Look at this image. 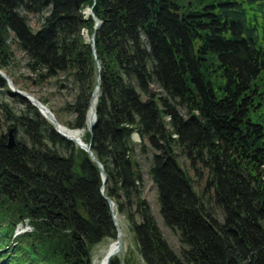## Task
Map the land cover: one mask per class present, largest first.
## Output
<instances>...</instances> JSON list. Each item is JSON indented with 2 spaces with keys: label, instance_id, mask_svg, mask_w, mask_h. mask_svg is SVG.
<instances>
[{
  "label": "trees",
  "instance_id": "1",
  "mask_svg": "<svg viewBox=\"0 0 264 264\" xmlns=\"http://www.w3.org/2000/svg\"><path fill=\"white\" fill-rule=\"evenodd\" d=\"M90 8L103 22L97 57L84 37L95 32ZM29 15L45 16L40 29ZM12 44L35 87L72 83L73 119L51 109L71 130H86L100 84L98 122L82 139L108 182L103 195L90 155L0 77V111L17 143L9 150L0 135V264H93V249L117 239L105 197L146 264H264V0H0V71L10 76L22 65ZM150 152L180 255L143 199L138 157ZM19 226L32 231L14 239Z\"/></svg>",
  "mask_w": 264,
  "mask_h": 264
},
{
  "label": "rangeland",
  "instance_id": "2",
  "mask_svg": "<svg viewBox=\"0 0 264 264\" xmlns=\"http://www.w3.org/2000/svg\"><path fill=\"white\" fill-rule=\"evenodd\" d=\"M44 21L45 16L29 15V25L35 31L41 28ZM12 45L15 56L19 61L22 60V65L19 68H13L11 70V74L13 75L11 76L13 77V82L16 87H18L20 90L22 89L32 93L38 99L48 100L49 107L55 110L64 122H69L70 120H72L73 117L69 112V108L75 103L76 93V91L73 89L72 83H64L66 89L63 90L59 88L61 84L57 83L55 80H51L49 83L45 84L42 89L35 87L31 81L26 80L25 78L26 76L34 77L25 66V63H27V59L24 57V54H22L17 49L16 45ZM7 101L16 110H20L23 107L12 97H7ZM179 111L182 115H185L186 111L184 109H179ZM9 129V124L6 123L4 116L0 111V135L8 134ZM134 143L137 145L136 150L139 152L141 143ZM152 156L153 154L150 152L147 159L142 157L141 154H139L138 157V162L140 164L143 177V199L149 204V207L151 208L152 214L159 225L164 239L174 250V252L180 255V240L163 223L158 202V189L153 183L152 179L149 177V169L151 166V160L153 158ZM179 162L181 166L186 170L190 169L189 162L186 161L184 158H179ZM216 212L219 216H221L220 210L216 209ZM119 221L121 229L123 231V248L121 253L117 256L116 260H119L120 264H146L141 258V255L139 254L137 243L134 234L131 231L129 221L124 215H119ZM111 243V241H104L102 244L98 245V247H95L93 249L94 255L99 254L101 251H103V249L105 252V249H108Z\"/></svg>",
  "mask_w": 264,
  "mask_h": 264
},
{
  "label": "water",
  "instance_id": "3",
  "mask_svg": "<svg viewBox=\"0 0 264 264\" xmlns=\"http://www.w3.org/2000/svg\"><path fill=\"white\" fill-rule=\"evenodd\" d=\"M86 14L92 16L95 20V32L93 34V36L91 37V42L93 43V47H95V40H96V37L98 36V32L97 30L101 29L102 26H103V22L99 21L95 15H94V12H93V9H90ZM94 54L95 56H97V53H96V49L94 48ZM0 76L8 83L11 91L13 92L14 95H18L20 97H22L23 99L29 101L35 108H37L41 114L47 119L49 120L55 127L56 131L62 136L64 137L65 139L71 141V142H75L81 149H83L84 151H86L93 159V161L96 163V165L98 166L100 172H101V176H102V179H103V187H102V193L104 194V191H105V186L108 182V176L102 166V164H100V162L96 159V157L94 156L93 152H92V144L90 145H87L85 144L79 136V131H70V132H74L75 134H72L71 136H68L64 133H62L61 131V128L62 126L60 125V123L58 122V120L56 119L55 115L46 107L44 106L42 103H40L33 95L27 93V92H23V91H20L18 90L14 83L12 82L11 78L9 76H7L5 73L3 72H0ZM100 96V85L97 86L96 90L94 91L93 93V96L91 98V101H90V111H89V115H88V118H87V127H88V131L89 132H92L93 129H94V126L96 125L97 123V112H96V104L98 102V98ZM14 129H10L9 130V143H8V146L7 148L12 150L13 148H15L17 145H16V140H15V136H14ZM76 134H78V136H76ZM135 138H138V140H140L138 134H136L134 136V140ZM108 202V204L110 205V208L112 210V212L114 213V207H115V203L108 199V198H105ZM113 219H114V224L117 228V231H118V238H117V243L115 244H118V247L114 248L113 246H111V250L107 256V263L106 264H111V261L112 259L117 256L122 248V240H121V230L119 228V223L118 221L116 220V215L114 214L113 216Z\"/></svg>",
  "mask_w": 264,
  "mask_h": 264
},
{
  "label": "bare ground",
  "instance_id": "4",
  "mask_svg": "<svg viewBox=\"0 0 264 264\" xmlns=\"http://www.w3.org/2000/svg\"><path fill=\"white\" fill-rule=\"evenodd\" d=\"M61 131H62V133L66 134L68 136L75 134L74 132H70L68 130V128H65V127H62ZM82 134H83V132H80L79 136H78V134H76V136L81 138ZM135 142L138 143V138H135ZM117 219L119 220V217H117ZM113 247L114 248L118 247V244H115ZM110 250L111 249L108 248V249H105V252H104V249H103V251H101L99 254L94 255L93 256V264H106L107 263L106 259H107V256H108Z\"/></svg>",
  "mask_w": 264,
  "mask_h": 264
}]
</instances>
